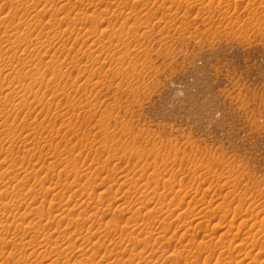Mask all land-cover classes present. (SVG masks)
<instances>
[{"label":"rangeland","instance_id":"1","mask_svg":"<svg viewBox=\"0 0 264 264\" xmlns=\"http://www.w3.org/2000/svg\"><path fill=\"white\" fill-rule=\"evenodd\" d=\"M0 264H264V0H0Z\"/></svg>","mask_w":264,"mask_h":264}]
</instances>
